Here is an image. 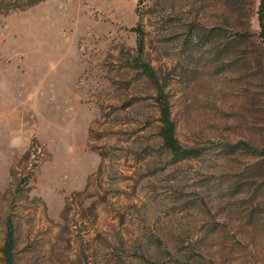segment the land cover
Returning <instances> with one entry per match:
<instances>
[{"label": "rangeland", "instance_id": "rangeland-1", "mask_svg": "<svg viewBox=\"0 0 264 264\" xmlns=\"http://www.w3.org/2000/svg\"><path fill=\"white\" fill-rule=\"evenodd\" d=\"M259 5L0 0V264H264Z\"/></svg>", "mask_w": 264, "mask_h": 264}, {"label": "trees", "instance_id": "trees-1", "mask_svg": "<svg viewBox=\"0 0 264 264\" xmlns=\"http://www.w3.org/2000/svg\"><path fill=\"white\" fill-rule=\"evenodd\" d=\"M258 24H259V39L261 44L262 55L264 58V0H260L258 9ZM133 31L137 32V56L134 59V65L136 68L141 69L157 86L158 96L156 98L160 109V121L161 131L160 135L163 140V145L170 151L175 160H183L189 158H197L203 154L202 149L198 148H183L177 139L176 124L172 119L171 107L168 100V96L165 93L163 87L158 84L154 70L146 63L142 61L144 51V36L140 28H133ZM238 150H247L256 155L264 157V148L256 149L251 145L240 142L236 145L228 146L227 151L234 153ZM15 251H16V231L11 220L7 222V231L5 243L2 248V254L6 264H15Z\"/></svg>", "mask_w": 264, "mask_h": 264}]
</instances>
